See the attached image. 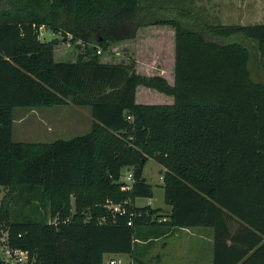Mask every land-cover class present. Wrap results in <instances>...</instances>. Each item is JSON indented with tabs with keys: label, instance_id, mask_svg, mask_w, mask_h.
<instances>
[{
	"label": "trees",
	"instance_id": "obj_1",
	"mask_svg": "<svg viewBox=\"0 0 264 264\" xmlns=\"http://www.w3.org/2000/svg\"><path fill=\"white\" fill-rule=\"evenodd\" d=\"M153 5L0 0V188L7 191L0 221L28 264L136 258L139 242L193 228L214 230L213 264H264V83L254 80L241 42H256L264 61V25L214 26L183 9L161 16ZM148 26L175 30L173 86L100 58L101 49L134 40ZM42 28L79 42L77 60L56 62V40L41 41ZM139 87L174 103L140 104ZM69 104L92 108L90 133L14 141L15 109ZM151 158L166 169L170 219L159 222V210L133 206L137 216L128 226L129 217L114 218L104 205L151 199L143 177ZM125 168L134 175L130 192L120 182ZM56 217L58 225L50 224Z\"/></svg>",
	"mask_w": 264,
	"mask_h": 264
},
{
	"label": "rangeland",
	"instance_id": "obj_2",
	"mask_svg": "<svg viewBox=\"0 0 264 264\" xmlns=\"http://www.w3.org/2000/svg\"><path fill=\"white\" fill-rule=\"evenodd\" d=\"M146 4L152 3L151 0H143ZM231 1V0H230ZM241 1V0H239ZM232 2V1H231ZM155 10L159 9L161 16L170 14V12L175 10H186L192 14H196L197 9L193 7H181L177 5H164V4H154ZM197 8V7H196ZM224 8V7H223ZM251 6L248 7L249 15H243L246 17V21L238 22L230 21L225 12H221L220 15H215V21H208L207 24L214 26H255L264 25V10L261 9V13L250 12ZM176 15V14H175ZM253 15V16H252ZM198 16V13L195 15ZM200 16V15H199ZM212 17V16H210ZM206 20L205 16H202ZM258 18L257 21H252V19ZM39 39L44 42H51L56 40L54 47V60L56 62H75L80 55V49L78 43L71 42V37H63L55 34L50 29L42 28L40 30ZM164 38L158 40L157 42H150L148 46L140 49L143 52V56L138 57L141 60L146 59L150 55V52L154 56H158L161 59L162 64L166 65L171 71H173V63L171 64L170 58L173 53V40L172 38ZM160 41V42H159ZM241 42L246 45L251 52L250 60V70L254 80L264 83V61L259 57L256 42L247 39L241 40ZM118 44L112 45L106 51L102 50L101 60L105 63L118 64L124 62L127 65L137 67V58L135 53H132L129 49H119ZM172 50V53H171ZM121 54V55H120ZM169 75V74H168ZM170 76H173L172 73ZM174 85L173 77L169 78ZM139 97L144 99L143 92L140 93ZM94 119L92 116V108L90 106L77 107L72 104L67 106H54L49 108L40 109H30V108H17L14 110V125H13V139L18 143H53L58 140H70L78 136H83L91 132L92 124ZM166 169L157 160L151 158L149 159L143 168V177L152 186L153 197L141 198L137 200V207H147L150 206L155 210H159L160 213L169 214L170 207L165 202V190H164V180L163 176ZM131 170L125 168L122 172V180L126 181ZM7 191L0 188V207L2 208L3 202L5 200ZM108 204V201L106 202ZM50 203L46 205V210L49 212ZM9 227L6 221H0V257L3 255V251L9 246ZM202 231V232H201ZM208 233L212 235L211 239L214 240V230L212 228H202L200 232H194L190 234L181 233L179 236L173 239L170 245V249L167 254H170L172 250H179L182 246L183 249L187 248L191 252H195L198 249L202 251H209V243H207V238H209ZM175 241V242H174ZM171 255V256H170ZM165 258L163 264H199L197 261L188 260L186 257L180 255L170 254ZM4 256V255H3ZM113 255H107L104 259V264L109 262V259ZM119 258V257H118ZM117 259V258H116ZM124 264V263H123ZM126 264V262H125Z\"/></svg>",
	"mask_w": 264,
	"mask_h": 264
},
{
	"label": "crops",
	"instance_id": "obj_3",
	"mask_svg": "<svg viewBox=\"0 0 264 264\" xmlns=\"http://www.w3.org/2000/svg\"><path fill=\"white\" fill-rule=\"evenodd\" d=\"M154 4H166V5H177L181 7H193L197 9L198 19L202 21H215L216 18L214 16L220 15L221 12H225V14L229 17L228 19L233 22L238 21H246V17L243 15L248 14V7L251 6L250 12L261 13V9L264 10V0H152ZM197 7V8H196ZM224 7V8H223ZM185 10V9H184ZM189 12V11H188ZM195 14V15H196ZM200 15V16H199ZM202 16L206 17V20L202 18ZM212 16V17H210ZM253 16V15H252ZM246 18V19H245ZM258 18L252 19V21H257ZM205 22V23H206ZM241 26V25H239ZM164 38H172L173 40V53L171 50V64L173 63V71H171L166 65L162 64L161 59L158 56H154L152 52L150 55L146 57V59H139L138 57L143 56V52H140V49L143 46H148L150 42H157ZM160 42V41H159ZM119 49H129L132 53H135V57L137 58V73L140 75L146 76H162L169 84L172 85L169 78L174 77V69H175V30L170 26H148L143 27L138 30L137 37L134 40H129L125 42L118 43ZM146 47H143V49ZM121 55V54H120ZM172 73L173 76H170ZM169 74V75H168ZM143 92L144 99L139 97L140 93ZM136 100L140 104H173L174 98L172 96H167L165 94L159 93L156 90L148 89L145 87H139L137 89ZM93 126V124H92ZM14 136V133H13ZM138 200V199H137ZM136 200V204H137ZM170 207V206H169ZM172 208L170 207V213ZM169 214H164L159 222H168ZM163 232L166 228H162ZM202 228H193V229H172L168 234L159 238H152L149 243L139 242V247L137 248L136 258L133 255L123 254V255H113L109 259V261L114 259H121L125 264H163L165 258H167L170 254L180 255L182 257H186L188 260L197 261L199 264H213L214 260V240L211 239L212 235L208 233L209 238H207V243H209V251H202L198 249L195 252L189 251V249L184 247H180L178 252L175 248L167 254V251L170 249V245L173 242V239L179 236L181 233L190 234L194 232H200ZM202 232V231H201ZM175 242V241H174ZM171 256V255H170ZM119 257V258H118Z\"/></svg>",
	"mask_w": 264,
	"mask_h": 264
},
{
	"label": "built area",
	"instance_id": "obj_4",
	"mask_svg": "<svg viewBox=\"0 0 264 264\" xmlns=\"http://www.w3.org/2000/svg\"><path fill=\"white\" fill-rule=\"evenodd\" d=\"M98 54H101V51L98 52ZM164 178V176H163ZM122 183V190L126 192H130L133 190L134 185V175L131 171L129 176L127 177L126 181L120 180ZM133 202L131 200H127L123 203H114L112 201H108V204L104 205V208L107 209L114 218L116 217H129L128 219V226H132L133 220L132 218L136 217L137 214L135 211H133ZM101 223L106 221L105 218L100 220ZM50 224L58 225L59 218H50L49 219ZM4 255V256H3ZM3 255L0 257V262L2 264H28L29 261V255L26 251L19 250V249H12L10 246L6 247V249L3 251ZM107 264H123V261L121 259H114L109 261Z\"/></svg>",
	"mask_w": 264,
	"mask_h": 264
},
{
	"label": "water",
	"instance_id": "obj_5",
	"mask_svg": "<svg viewBox=\"0 0 264 264\" xmlns=\"http://www.w3.org/2000/svg\"><path fill=\"white\" fill-rule=\"evenodd\" d=\"M146 162V161H145Z\"/></svg>",
	"mask_w": 264,
	"mask_h": 264
}]
</instances>
